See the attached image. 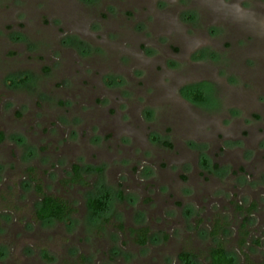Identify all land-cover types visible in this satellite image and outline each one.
<instances>
[{
    "label": "rangeland",
    "instance_id": "374dc122",
    "mask_svg": "<svg viewBox=\"0 0 264 264\" xmlns=\"http://www.w3.org/2000/svg\"><path fill=\"white\" fill-rule=\"evenodd\" d=\"M0 134V264H210L217 215L245 264L230 204L258 198L264 228V0H0ZM31 178L73 214L38 222Z\"/></svg>",
    "mask_w": 264,
    "mask_h": 264
},
{
    "label": "flooded vegetation",
    "instance_id": "af4514ba",
    "mask_svg": "<svg viewBox=\"0 0 264 264\" xmlns=\"http://www.w3.org/2000/svg\"><path fill=\"white\" fill-rule=\"evenodd\" d=\"M152 138H153V141L155 142L154 144H157L158 146L161 145L163 147L173 148V145L171 143H169L167 141H162L157 136H152ZM206 158H207V156L202 155L201 163H202V166L204 168L209 169L208 162H207ZM32 171H33V169L30 168L29 172H32ZM72 171H73V178H72L73 183H78L80 180H82V178H83L82 174H81L82 168L80 165L74 164L72 167ZM238 173H239L238 174L239 180H241L242 174L245 173L244 168H240ZM31 180L35 184V190H36L37 194L42 198L41 203L43 202L44 196H51L49 194H46V192L44 191V185L39 184L38 182H36V180H34L32 178H31ZM248 180H249V178H248ZM248 180H246V181H248ZM263 180H264V178H263ZM243 182L244 181L240 182L239 185ZM40 187L43 189V194H41L39 192ZM256 189H257V192H259L261 190L260 188H256ZM251 197L252 198L249 199V201L246 204H244L243 201L240 199L237 200L236 203L230 204V208H231L230 210L233 211L235 216L232 215L230 218L231 220H229V221H235V224H234L235 228H233V230L236 231V233H237V235H236L237 236V239H236L237 249L240 248L242 250V252L244 254L243 259H245V264H264V254H263V256L260 257L259 260L254 261L255 263L253 262V256L251 254V252H254L255 250L257 252L258 251L264 252V228L259 229V232L255 228V226H257V224H258L257 223V219H259L258 214L259 215L262 214L263 209H262V206H261L259 199L254 197L253 195H251ZM41 203H40V205H41ZM70 205L73 208V205L72 204H70ZM73 212L71 214H73ZM188 212H190V211L188 210ZM37 221L38 222H44V221L39 220L38 218H37ZM52 222H54V221H52ZM55 222L61 223L60 221H55ZM62 222H64V221H62ZM226 223H227V221L225 220L223 215H222V217L217 215L214 218H212V220L209 222V224H212V225H211L210 229H208V232H207L208 237H209V239H212L214 242H216L215 245L209 249L210 264H211V254H212L213 250L218 248L220 245L224 246L225 251L229 255V253H228L229 248L227 247V245H225L226 243L224 241L226 238L225 232L229 229V225ZM144 230H147V238H149L150 231L147 228H140L139 230H137L135 232L136 233V242L138 243V245H141V246H146L148 244V239H147L145 244H140L138 242L139 233L141 231H144ZM185 253L191 254L190 252H184L180 255V260L183 263H184V261L182 260V255Z\"/></svg>",
    "mask_w": 264,
    "mask_h": 264
},
{
    "label": "trees",
    "instance_id": "16d2710c",
    "mask_svg": "<svg viewBox=\"0 0 264 264\" xmlns=\"http://www.w3.org/2000/svg\"><path fill=\"white\" fill-rule=\"evenodd\" d=\"M3 139V135L0 134V141ZM39 192L43 194V189L40 187ZM105 203L102 199H94L88 201V207L97 214L99 211L103 210ZM73 208L64 199L57 198L54 196H44L43 202L41 203L36 216L39 220L44 222L52 221H65L67 217L73 212ZM138 242L140 244H145L147 241V230L141 231L139 233ZM192 255L185 253L182 255V260L185 264H193ZM211 264H235L234 260L229 257L223 245L214 249L211 254Z\"/></svg>",
    "mask_w": 264,
    "mask_h": 264
}]
</instances>
